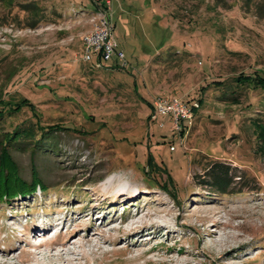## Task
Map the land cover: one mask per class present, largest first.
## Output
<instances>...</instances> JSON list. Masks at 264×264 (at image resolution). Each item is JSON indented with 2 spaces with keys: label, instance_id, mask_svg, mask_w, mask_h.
Here are the masks:
<instances>
[{
  "label": "rangeland",
  "instance_id": "374dc122",
  "mask_svg": "<svg viewBox=\"0 0 264 264\" xmlns=\"http://www.w3.org/2000/svg\"><path fill=\"white\" fill-rule=\"evenodd\" d=\"M108 1L126 60L100 67L83 38ZM257 73L264 0H0V132L35 128L11 156L47 186L0 203V252L26 264L55 220L63 240L116 217L108 254L79 264H264V89L235 82ZM172 95L199 106L180 128L155 108ZM217 163L225 191L204 182ZM113 176L136 196L102 195ZM140 208L162 229L130 252L122 220Z\"/></svg>",
  "mask_w": 264,
  "mask_h": 264
},
{
  "label": "bare ground",
  "instance_id": "6f19581e",
  "mask_svg": "<svg viewBox=\"0 0 264 264\" xmlns=\"http://www.w3.org/2000/svg\"><path fill=\"white\" fill-rule=\"evenodd\" d=\"M106 183V186H104V188L101 190L102 195L107 196V194H111V196L118 197L122 194H130V198H134L136 196V190L132 191V188L130 186L125 185L126 182H124V180L118 179L115 176L110 177ZM148 216L149 213L142 211L140 208L137 212L131 211L126 217L123 218L122 223L125 218L127 219L126 222H131V225L129 227H126L125 230H127L129 232V235H131V238L135 240L134 244H132V246L128 247L127 249L130 252L135 251L133 247H137V245L140 244L141 239L144 237V233L150 232V230H152L153 228H157V230H155L156 235L160 232L159 229L161 228L162 223H160L159 221H145ZM110 222L111 223H109V221L106 222V220L103 219L101 221V224L96 227L94 226L93 220H90L88 222L90 227H88L91 229V231L88 230L85 235L82 234V227H80V225L76 223L75 228L72 230L68 229L64 239L59 240V238L57 237L62 235V232L66 228V225L64 224L61 226L58 224V221L55 220L54 222H52L51 227L53 224H56L57 226L54 225L53 229L48 232V235H51L53 231H56L53 234V236H56V238H51L52 241L49 239L51 242L48 243H37V245H39L38 248H44H42V250L40 249L39 251H35L36 255L33 254L34 257H27L22 261V263L79 264V261L81 259H87V257L89 258L90 256L98 253L106 254L108 250H106L105 245L111 242L112 236L123 229V226H119V228L115 226V223H117L116 217H113ZM43 231L44 234H42V236H47L46 233L48 230ZM98 236H100L101 239H99ZM48 238L50 237L48 236ZM73 246H75V248L78 247L79 249H73ZM8 257L9 256L5 255V253L0 252V264H15L13 262H9L7 260Z\"/></svg>",
  "mask_w": 264,
  "mask_h": 264
},
{
  "label": "trees",
  "instance_id": "16d2710c",
  "mask_svg": "<svg viewBox=\"0 0 264 264\" xmlns=\"http://www.w3.org/2000/svg\"><path fill=\"white\" fill-rule=\"evenodd\" d=\"M235 82L240 86L243 84L253 88L261 87L264 89V75L259 73L256 75L239 76L235 79ZM4 104L7 103H2V105ZM25 104H28L31 110L34 109L33 104L25 99H23L19 107H13L12 105V107H9V109L19 110L23 108ZM5 108L7 107L3 106V109ZM4 112L5 110H0L1 115H3ZM36 134L37 132L35 131V128H26L22 126L17 127L12 133L0 132V203L9 202L16 199L17 197L32 195L37 189L46 190L47 186L40 178H38L37 174L30 182L23 179L19 175V171L17 170L16 164L11 156L10 145L13 142H16L23 136L34 139ZM40 136H43V134ZM36 140L38 141V144H40V139L38 138ZM208 172L209 175L213 176V179H204L205 183L210 182L212 186L220 191H225L230 185L229 171L225 166H222L219 163L213 164L208 169Z\"/></svg>",
  "mask_w": 264,
  "mask_h": 264
},
{
  "label": "built area",
  "instance_id": "2783aa9c",
  "mask_svg": "<svg viewBox=\"0 0 264 264\" xmlns=\"http://www.w3.org/2000/svg\"><path fill=\"white\" fill-rule=\"evenodd\" d=\"M108 1L107 5L99 12L98 22L94 28L86 33L84 41V61L97 59L96 65L102 66L103 60L109 61L117 54V60L123 62L126 60L125 53L118 52V41L116 40L113 23V14ZM195 107H199L197 102L189 104L180 97H159L155 108L158 113L170 116L172 121L180 128L183 123H188L194 115Z\"/></svg>",
  "mask_w": 264,
  "mask_h": 264
}]
</instances>
